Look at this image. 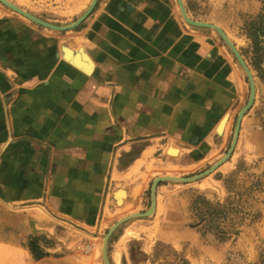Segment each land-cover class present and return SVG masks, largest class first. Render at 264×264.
<instances>
[{"label": "rangeland", "instance_id": "rangeland-1", "mask_svg": "<svg viewBox=\"0 0 264 264\" xmlns=\"http://www.w3.org/2000/svg\"><path fill=\"white\" fill-rule=\"evenodd\" d=\"M6 1L57 26L92 2ZM180 2L214 26L96 0L57 30L0 1V240L53 244L44 221L53 264H264V0Z\"/></svg>", "mask_w": 264, "mask_h": 264}, {"label": "crops", "instance_id": "crops-1", "mask_svg": "<svg viewBox=\"0 0 264 264\" xmlns=\"http://www.w3.org/2000/svg\"><path fill=\"white\" fill-rule=\"evenodd\" d=\"M63 45L60 46V51L61 47ZM70 48V47H68ZM73 52H78V51H74L72 48H70ZM80 54V58L81 56L83 57L82 53L78 52ZM62 57L69 61L70 59H66L63 56V52H62ZM82 60V59H81ZM82 61H86V63L89 65V69L90 67H92L91 63L89 61H87L84 57ZM74 64V63H73ZM75 65V64H74ZM77 67V65H75ZM79 68V67H77ZM92 69V68H91ZM90 69V71H91ZM79 70L84 71V69L79 68ZM89 71V72H90ZM87 72V73H89ZM80 77V75H78ZM83 103V102H82ZM95 107L94 103H91V105H87L85 110L83 111V118L85 117H90L89 114H93V112H90V109H93ZM85 113H89V114H85ZM91 121L93 122V119H91ZM49 223L46 222H41V224H39V226L42 228H47L49 233L44 231L46 233V235L51 238L52 236L55 237V240L52 244V242H48L46 244L47 239L44 238L42 240V238L38 239V241H36L34 244H31L29 246V244H16L13 242H6V241H2L0 240V264H53L56 261H53V259L55 258V252L57 251H61V248L63 247V243L61 240H58V238H60L61 234H59V237L56 238V234L52 235V229L49 228L48 226ZM41 230V232H43ZM62 242V243H61ZM41 252H43V255L41 256ZM123 254V249L121 248V244L120 241L118 240L117 242H115V248L113 251V256L114 257H120V255Z\"/></svg>", "mask_w": 264, "mask_h": 264}, {"label": "water", "instance_id": "water-1", "mask_svg": "<svg viewBox=\"0 0 264 264\" xmlns=\"http://www.w3.org/2000/svg\"><path fill=\"white\" fill-rule=\"evenodd\" d=\"M0 1H1L2 3L6 4V5L10 6V7H12V8H13L14 10H16L17 12H19V13L25 15L26 17L32 19L33 21H35V22H37V23H39V24H41V25H44V26H46V27H49V28H52V29H57V30L69 29V28H72V27L78 25V24L81 22V20L87 15V13L92 9V7L94 6V4H95V2H96V0H92L90 7H89V8L85 11V13H84L79 19H77L74 23H72V24H70V25H67V26H57V25H53V24H49V23L43 22V21H41V20H39V19L33 17L32 15L28 14L27 12L23 11V10L20 9L19 7L15 6V5L11 4V3H9V2L6 1V0H0ZM179 6H180L181 13H182L183 17H184V19H185L187 22H189V23H191V24H193V25H199V26H212V27L214 26V25L209 24V23H206V22H201V21H194V20H191L190 18L187 17V15H186V13H185V10H184V8H183V5L181 4L180 0H179ZM233 49H234V48H233ZM61 50H62V52H63V56H64L66 59H71V56L73 55L72 62H73L75 65H77V66H81V65H83L84 67H89V65H88L86 62H84V61L81 60V58H80V54H79L78 52H73V51H72L70 48H68L67 46H62V47H61ZM234 50H235V49H234ZM235 53H236V55H237L239 61L241 62V64L244 66V63H243L241 57L239 56V54L236 52V50H235ZM250 80H251V79H250ZM253 93H254V88H253V84H252V82H251V93H250V97H249V99H248V102H247L246 106L240 111V113H239V117H238V121H239V119H240V117H241L242 112H243V111H244V110H245V109L251 104L252 99H253ZM237 130H238V127H236V133H237ZM234 141H235V139H234ZM214 167H215V166H214ZM214 167H212L211 169H213ZM211 169H210V170H211ZM159 179H161V178H157V179H155L154 184H155L156 181H158ZM153 209H154V199L152 200V205H151V207H150L149 210H147L146 212H143V213H137L136 215H149V214L153 211Z\"/></svg>", "mask_w": 264, "mask_h": 264}, {"label": "bare ground", "instance_id": "bare-ground-1", "mask_svg": "<svg viewBox=\"0 0 264 264\" xmlns=\"http://www.w3.org/2000/svg\"><path fill=\"white\" fill-rule=\"evenodd\" d=\"M72 58H73V55L71 56V59L70 60H72ZM81 59L83 60V58H82V56H81ZM86 62V61H85ZM78 67H80V68H82V69H84V70H88L89 68L88 67H84L83 65H81V66H78ZM176 151L177 150H171L170 152L171 153H176ZM121 197H119V199H120Z\"/></svg>", "mask_w": 264, "mask_h": 264}, {"label": "trees", "instance_id": "trees-1", "mask_svg": "<svg viewBox=\"0 0 264 264\" xmlns=\"http://www.w3.org/2000/svg\"><path fill=\"white\" fill-rule=\"evenodd\" d=\"M31 244L29 243V246H30ZM41 256L43 255V252H41V254H40Z\"/></svg>", "mask_w": 264, "mask_h": 264}, {"label": "built area", "instance_id": "built-area-1", "mask_svg": "<svg viewBox=\"0 0 264 264\" xmlns=\"http://www.w3.org/2000/svg\"><path fill=\"white\" fill-rule=\"evenodd\" d=\"M89 248V246H87V249Z\"/></svg>", "mask_w": 264, "mask_h": 264}]
</instances>
